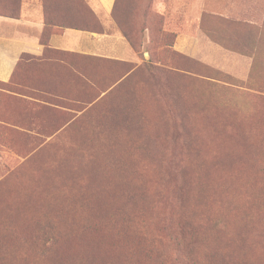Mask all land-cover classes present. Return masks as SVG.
<instances>
[{"label":"rangeland","instance_id":"rangeland-1","mask_svg":"<svg viewBox=\"0 0 264 264\" xmlns=\"http://www.w3.org/2000/svg\"><path fill=\"white\" fill-rule=\"evenodd\" d=\"M198 1L125 0L141 63L90 75L61 54L0 82V264H264V24L204 11L244 61L206 66L173 48Z\"/></svg>","mask_w":264,"mask_h":264},{"label":"crops","instance_id":"crops-1","mask_svg":"<svg viewBox=\"0 0 264 264\" xmlns=\"http://www.w3.org/2000/svg\"><path fill=\"white\" fill-rule=\"evenodd\" d=\"M118 1L19 0V5L15 4L18 16L12 17L7 12L13 8V1L0 0V82L9 83L24 60L26 63L36 61L38 67H44L47 74L54 76L58 71L57 67L61 65L58 60L61 54L74 60L76 70L90 75L96 74L95 65L98 64L141 63L116 20V8H119L120 14L125 9V0H120V6L117 5ZM139 1L141 0H132V4ZM83 3L94 14L97 23L82 22V18L91 19L86 15L87 8ZM166 3L167 0L162 5ZM220 3L216 0H199V21L186 22L187 25L179 29L173 48L204 65L227 70L231 66L229 58L233 61L241 60L236 54L230 55L229 50L202 28L204 11H211L216 16L219 13L216 10L219 9V14L229 16L236 14V8L237 13L240 9L243 18L260 19L263 25L264 0H227ZM132 10L133 8L128 9V13L131 14ZM27 56L31 59H26ZM249 60L253 61L249 58L246 62ZM62 63L69 67L72 65L68 61Z\"/></svg>","mask_w":264,"mask_h":264},{"label":"trees","instance_id":"trees-1","mask_svg":"<svg viewBox=\"0 0 264 264\" xmlns=\"http://www.w3.org/2000/svg\"><path fill=\"white\" fill-rule=\"evenodd\" d=\"M121 1L119 0L118 1V6H120L121 4ZM84 4V3H83ZM84 6L87 8V10H86V15L87 16H90L91 17V19L89 20L88 18H86L85 20L82 18V22H94V24L95 23H97L98 21L96 20V17L94 16V14L90 11V9L87 7V5H85L84 4ZM118 10H119V8H116V10H115V12H114V14H115V17H116V20H117V22H118V24H119V27H120V29H121V24H120V21H118V15L120 14L119 12H118ZM12 17H16V16H18V14L17 13H13V14H10ZM84 17V16H83ZM93 29H94V26H91ZM253 29V31H255V27H253L252 28ZM122 30V29H121ZM122 33L124 34V36L125 37H127V39L131 42V44H132V46L134 47V49H135V51L137 52V49H136V47H135V45H134V43L132 42V40L130 39V37L126 34V33H124V31H122ZM261 38L262 39H264V35H262L261 36ZM261 40V39H260ZM175 41V40H174ZM253 41V40H252ZM253 44V43H252ZM252 49H253V45H252ZM176 53H179V52H177V51H175ZM179 54H181V53H179ZM181 55H183V54H181ZM183 56H185V55H183ZM252 56V58H253V62L255 63V56L254 55H251ZM188 57V56H187ZM190 58V57H189ZM26 59H31L30 57H26ZM192 59V58H191ZM195 60V59H194ZM113 64H131V63H120V62H115V63H113ZM21 65V63L19 64V66ZM18 66V67H19ZM206 66H208V65H206ZM18 67H17V69H18ZM211 67V66H210ZM16 69V70H17ZM176 69H178V71H181V72H177L178 73V75H180V77H182V79L183 78H187V73H185L186 71H188V67H184V66H177L176 67ZM182 192H183V189H182ZM187 197V196H186ZM185 197V198H186ZM202 200V199H201ZM200 200V201H201ZM5 211H8V208H6L5 209ZM9 212V211H8ZM22 212H23V218H21V219H23V220H26L27 219V212H25L24 210H22ZM10 213V212H9ZM99 219H100V221H102V222H108V220H106L103 216H101V217H98ZM184 221H181V223H183ZM27 224H28V221H27ZM27 224H26V226L23 228V229H25L26 227H27ZM125 224L126 225H129V223L127 222V220H126V222H125ZM108 225H110L109 223H105L104 224V226H108ZM116 225V224H115ZM114 226V225H113ZM113 226H108L107 228H109V227H111L110 228V230H108L107 232H105L104 234H103V236H107V234L111 231V230H114L112 227ZM106 228V229H107ZM126 226L124 225V231H117V230H114V237H115V239L117 240V242L118 243H122L121 242V240L124 242V243H122V244H118L119 246H121V247H128L129 246V237L126 235V233H125V230H126ZM14 231H16V230H14ZM15 235V236H14ZM20 237V235H19V232L18 231H16V232H11L10 233V235L7 237V238H10L9 239V241H11L12 239H14V240H17L18 238ZM129 240V241H128ZM3 243H4V241L3 240H1ZM99 255V254H98ZM101 258H104L103 260H110L113 256H114V254H113V252H109V254H108V256H107V258L105 257V256H103V255H99ZM134 258H136L135 259V262H134V264H142V263H146L145 261H144V259L142 258V257H140V256H137V257H133L132 258V260L130 261V263H133V260H134Z\"/></svg>","mask_w":264,"mask_h":264}]
</instances>
